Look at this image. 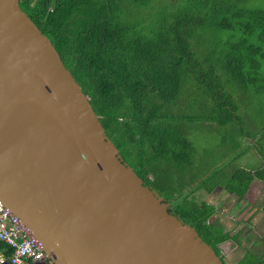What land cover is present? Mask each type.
<instances>
[{
  "label": "trees",
  "instance_id": "1",
  "mask_svg": "<svg viewBox=\"0 0 264 264\" xmlns=\"http://www.w3.org/2000/svg\"><path fill=\"white\" fill-rule=\"evenodd\" d=\"M20 7L51 40L106 135L147 186L153 187L151 172L190 164L188 152L177 149L190 144L183 129L189 117L180 108L192 110L196 97L206 96L205 113L219 124L236 123L238 102L229 86L249 93L264 78L256 72L264 62V0H27ZM259 135L241 127L236 136L245 146L229 159L247 147L263 156L264 131ZM232 162L230 194L243 197L255 179L264 181V163L252 171ZM221 170L166 201L225 264L219 245L228 237L210 223L216 210L195 202L198 191L214 189ZM0 253L10 259L12 249L0 241ZM239 264L264 261L247 254Z\"/></svg>",
  "mask_w": 264,
  "mask_h": 264
},
{
  "label": "water",
  "instance_id": "2",
  "mask_svg": "<svg viewBox=\"0 0 264 264\" xmlns=\"http://www.w3.org/2000/svg\"><path fill=\"white\" fill-rule=\"evenodd\" d=\"M0 0V203L48 264H224L126 163L51 40Z\"/></svg>",
  "mask_w": 264,
  "mask_h": 264
},
{
  "label": "rangeland",
  "instance_id": "3",
  "mask_svg": "<svg viewBox=\"0 0 264 264\" xmlns=\"http://www.w3.org/2000/svg\"><path fill=\"white\" fill-rule=\"evenodd\" d=\"M256 72L264 74V62L256 69ZM224 82L226 83L227 80L224 79ZM256 85L258 87L249 93H245L240 87L235 86L231 88V86H229L230 90L235 93L234 100L238 102L237 115L239 120L233 124H219L211 118L209 110L205 113L206 107L211 109V104L209 102L210 98L206 96H197L195 107H193L192 110L185 108L179 109V111H183L181 115H187V117H189L187 120L183 121V129L184 135L187 137L190 144L187 148L184 144H182L183 147L177 144V149H185L184 151L188 152L190 164H186L183 167H179L177 163L172 167L166 165V167L164 166L162 169L159 168L160 170L157 172H151L149 174V181L152 183L153 189H155L164 200H168L170 194L190 190L192 187L196 186V183L201 177H207L213 174V171L218 168H222V170L216 173L217 177L213 180V184L216 188L212 191H198L195 195V202L198 204L205 201L209 203L210 199L214 201L216 198L222 197L224 185L233 174V172H231V165L227 166L232 162L229 156H231L239 145L245 146L243 137L240 138L236 136L239 129L244 126L250 136L255 135V133L261 136L264 131V78H261ZM239 96H241V98ZM253 140L254 138L249 141L255 143ZM261 145L263 147L264 141L261 142ZM232 163L235 167H242L247 170L252 169L253 171L264 163V154L262 156L255 148L247 147L245 153ZM252 171L251 173L253 174ZM200 180H202V178ZM193 182H195L194 185L188 187ZM235 184L237 186L239 184L241 185L239 181H236ZM223 203L229 206L231 200L226 199ZM250 204L255 205L257 209L254 213L255 221L262 222L258 223L257 226L260 227L259 231L264 235V181H261L259 186L254 184L251 190H248L246 196L239 198L234 208H237L239 205L241 206L238 213L232 216L239 218V214L246 212ZM171 205L169 207L170 210H172ZM251 210L252 208L250 207L248 211ZM226 215L227 213L225 210L223 216L225 217ZM230 217L231 216H229V218ZM245 230L246 229L243 228V231ZM238 253L240 255L235 256L233 261L225 258L226 264H234L244 253V250L241 249ZM260 258L264 260V257ZM6 262L7 260L5 259L4 264H6Z\"/></svg>",
  "mask_w": 264,
  "mask_h": 264
},
{
  "label": "crops",
  "instance_id": "4",
  "mask_svg": "<svg viewBox=\"0 0 264 264\" xmlns=\"http://www.w3.org/2000/svg\"><path fill=\"white\" fill-rule=\"evenodd\" d=\"M201 178L203 180L204 178H206V176L201 177ZM229 180L230 178H228L227 182L224 185V188H223L224 191L222 192L223 194L222 197H218L214 201L210 199L209 203L206 201L205 203L208 206L214 207L216 210L215 214L211 217V223H214L215 227L218 228L219 231L223 235H226L228 237L224 243L219 245V248L225 255V258H227L230 261H233L235 256L240 255L238 251H240L241 249L244 250V253L234 263V264H239L247 254H252L259 258L264 257V235L263 233L261 234V232L259 231L260 227L257 226L258 223H262V222L255 221L254 213L257 211V209L255 208V205L250 204L246 212L239 214V218H235L234 216H232L238 213V210L241 205H239L237 208H234L235 203L238 202L240 197L236 194H230L227 191L226 187H227V183ZM200 181H198L196 185ZM259 183H261V181L258 179H255L252 182L251 186H249L248 190L249 189L251 190L254 184L259 186ZM204 191H207V189H205ZM247 192L245 193L244 196H246ZM226 199L231 200V203L229 206L223 203L224 200ZM250 207L252 208V210L248 211ZM225 210H226L227 215L224 217L223 213H225ZM229 216L234 217V218L230 219L231 217L229 218ZM243 228L246 230L243 231ZM2 258L4 260L7 259L5 256H3L0 253V260ZM26 264H30V263H26ZM37 264H47V263L40 262Z\"/></svg>",
  "mask_w": 264,
  "mask_h": 264
},
{
  "label": "built area",
  "instance_id": "5",
  "mask_svg": "<svg viewBox=\"0 0 264 264\" xmlns=\"http://www.w3.org/2000/svg\"><path fill=\"white\" fill-rule=\"evenodd\" d=\"M0 241L6 243L12 253L6 264L47 263L48 259L38 242L21 221L0 203ZM2 258L0 264H4Z\"/></svg>",
  "mask_w": 264,
  "mask_h": 264
},
{
  "label": "clouds",
  "instance_id": "6",
  "mask_svg": "<svg viewBox=\"0 0 264 264\" xmlns=\"http://www.w3.org/2000/svg\"><path fill=\"white\" fill-rule=\"evenodd\" d=\"M2 254V253H1ZM3 255V254H2ZM4 256V255H3ZM6 260H9L8 258Z\"/></svg>",
  "mask_w": 264,
  "mask_h": 264
}]
</instances>
